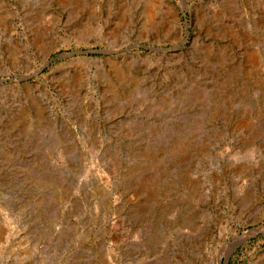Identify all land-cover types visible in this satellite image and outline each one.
I'll use <instances>...</instances> for the list:
<instances>
[{
    "label": "rangeland",
    "instance_id": "1",
    "mask_svg": "<svg viewBox=\"0 0 264 264\" xmlns=\"http://www.w3.org/2000/svg\"><path fill=\"white\" fill-rule=\"evenodd\" d=\"M2 78L0 264H264V0H0Z\"/></svg>",
    "mask_w": 264,
    "mask_h": 264
},
{
    "label": "water",
    "instance_id": "2",
    "mask_svg": "<svg viewBox=\"0 0 264 264\" xmlns=\"http://www.w3.org/2000/svg\"><path fill=\"white\" fill-rule=\"evenodd\" d=\"M182 15L185 17V22H184V25H185V27H186V32L188 33V26H189V20H188V18H187V15H186V13L185 12H182ZM178 45H174V46H171V47H165V46H159V47H156V46H148V45H144V47L145 48H148V49H151V50H171V49H173V48H175V47H177ZM100 51H102V52H111L112 50H110V49H102V50H100ZM4 80V78H2V79H0V81H3ZM248 233H250V231L249 232H247V233H244V235L243 236H246ZM242 236V237H243Z\"/></svg>",
    "mask_w": 264,
    "mask_h": 264
}]
</instances>
